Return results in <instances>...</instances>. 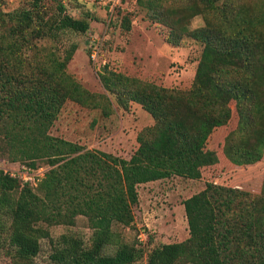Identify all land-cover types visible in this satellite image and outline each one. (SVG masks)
<instances>
[{
  "label": "trees",
  "instance_id": "16d2710c",
  "mask_svg": "<svg viewBox=\"0 0 264 264\" xmlns=\"http://www.w3.org/2000/svg\"><path fill=\"white\" fill-rule=\"evenodd\" d=\"M137 4L149 19L170 29L169 43L179 45L186 36L203 49L185 91L101 70L103 89L118 104L137 103L154 121L138 134L129 160L49 133L68 101L107 109L67 72L78 45L70 43L61 55L54 47L62 35L86 33L89 21L69 16L61 2L48 18L42 0L0 11L1 148L12 162L31 169L44 165L37 160L50 166L35 192L27 184L20 189L16 178L0 170L11 264H30L39 253V237L47 234L40 223L73 225L78 216L87 219L91 241L86 246L62 235L51 257L56 264H133L143 250L123 242L113 226L132 225L138 186L174 176L202 180L208 172L213 177L208 175L205 188L183 202L189 237L153 247L147 264H179L185 255L195 264H264V179L259 195L215 182L227 165L247 168L263 158L264 0ZM198 15L204 25L191 30L190 20ZM108 246L114 247L110 254L104 252Z\"/></svg>",
  "mask_w": 264,
  "mask_h": 264
},
{
  "label": "rangeland",
  "instance_id": "374dc122",
  "mask_svg": "<svg viewBox=\"0 0 264 264\" xmlns=\"http://www.w3.org/2000/svg\"><path fill=\"white\" fill-rule=\"evenodd\" d=\"M30 1L0 0V11L8 13L18 8H30ZM59 2L65 6L69 16L85 18L90 26L84 34L62 35L54 47L61 55L62 50L70 43L78 45L67 66V72L90 93L98 95L108 113L101 108H85L68 101L49 133L86 150L129 160L138 147V134L152 126L154 121L137 103L130 102L126 108L118 104L115 97L103 89L99 73L103 67H107L113 72L159 87L189 90L203 46L186 36L182 37L179 45L169 43L167 39L170 29L149 19L138 6L137 0H122L121 5L114 8L111 7L110 0H42L43 16L48 18L54 15ZM203 25V17L198 15L190 20L188 26L192 30ZM235 122L236 118L230 121V126L235 125ZM1 147L0 144V170L17 172L19 163L12 162ZM219 148L220 153L221 147ZM36 163H44L40 166L42 175L50 169L44 160H37ZM223 169V174L215 180L217 185L259 195L264 179V150L262 160L252 166L233 168L227 165ZM208 175L213 177L209 172L202 180L174 176L138 186V203L133 207L132 225L113 226L123 242L135 244L143 250V256L133 264H147V253L153 247L179 243L189 237L183 202L205 188ZM17 180L20 182V189L27 184L34 192L39 184L31 181L34 184L32 186ZM20 189L11 193L12 199L18 196ZM9 224L6 206H2L0 202V264H11L13 260L14 252L8 244ZM39 225L47 234H39L40 251L30 264H56L51 257L55 254L62 235L77 237L86 246L91 241L92 230L87 219L82 216L76 217L73 225ZM113 251V246L104 249L106 254ZM193 260L190 255H185L179 264H195Z\"/></svg>",
  "mask_w": 264,
  "mask_h": 264
},
{
  "label": "built area",
  "instance_id": "2783aa9c",
  "mask_svg": "<svg viewBox=\"0 0 264 264\" xmlns=\"http://www.w3.org/2000/svg\"><path fill=\"white\" fill-rule=\"evenodd\" d=\"M121 1L122 0H110V3L112 4L111 7L114 8L121 5ZM90 41L93 42V40ZM90 45H92V43H90ZM3 172L4 174H8L12 178L20 179L23 183H28L32 186L34 185L32 182L37 181L38 184V182H40V180L44 177V175H42V168L39 167L37 169H31L21 163L18 164L17 172L13 170H10L9 172L3 170Z\"/></svg>",
  "mask_w": 264,
  "mask_h": 264
}]
</instances>
